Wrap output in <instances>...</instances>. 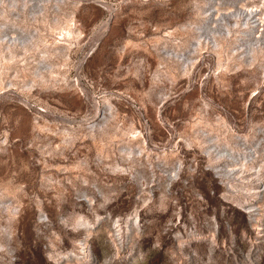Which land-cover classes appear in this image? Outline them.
<instances>
[{"label": "rangeland", "instance_id": "374dc122", "mask_svg": "<svg viewBox=\"0 0 264 264\" xmlns=\"http://www.w3.org/2000/svg\"><path fill=\"white\" fill-rule=\"evenodd\" d=\"M0 264H264V0H0Z\"/></svg>", "mask_w": 264, "mask_h": 264}]
</instances>
